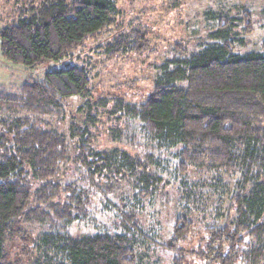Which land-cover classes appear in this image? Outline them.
<instances>
[{
    "label": "trees",
    "instance_id": "1",
    "mask_svg": "<svg viewBox=\"0 0 264 264\" xmlns=\"http://www.w3.org/2000/svg\"><path fill=\"white\" fill-rule=\"evenodd\" d=\"M115 14L113 0L44 1L0 29V54L29 69L61 60L109 27ZM233 20L210 31L208 42L197 51H181L158 65L152 93L142 102L112 100L114 115L137 121V130L133 129L150 148L142 159L117 147L100 151L89 146V125L96 120L92 112L107 106L110 100L105 98L87 100L85 123L82 127L71 123L68 134L44 129L37 121V116L53 113L69 97L88 99L84 69L48 71L42 80L28 79L12 92L0 86L4 111L0 116V264L5 240L18 218L33 216L43 226L58 213L64 215L63 226L40 233L33 244L50 263H134L133 226L124 218L115 233L69 235L64 227L77 215L59 212L52 204L61 192L54 179L74 162L90 180L126 175L138 185L139 194L148 195L162 181L151 170L159 164L154 155L159 156L155 152L161 149L176 150L177 170L206 163L236 176L224 219L202 222L201 246L193 251L197 258L206 264H264V52L232 48ZM137 46L116 39L105 45L104 52L124 54ZM34 181L38 185L33 188ZM108 186L102 182L100 188L105 191ZM66 191L71 192L68 198L74 209H82L80 193L88 188L78 194L76 189ZM31 202L37 205L32 208ZM46 207L57 215L46 212ZM177 219L166 244L174 253L172 264H181L176 244L194 227L186 216Z\"/></svg>",
    "mask_w": 264,
    "mask_h": 264
},
{
    "label": "rangeland",
    "instance_id": "2",
    "mask_svg": "<svg viewBox=\"0 0 264 264\" xmlns=\"http://www.w3.org/2000/svg\"><path fill=\"white\" fill-rule=\"evenodd\" d=\"M44 1L47 0H0V29L15 22L28 7H38ZM113 1L116 14L112 24L85 39L61 60L46 61L29 69L7 61L0 54V86L12 92L28 79L42 80L48 71L70 66L84 69L89 79L88 99L69 97L53 113L37 116V121L44 129L68 134L71 123L78 127L85 123L87 100L97 102L105 98L110 100L107 106L93 109L96 120L89 125V146L100 151L117 147L142 159L143 153L150 148L146 146L145 138L135 131L137 121L114 115L112 100L123 98L134 103L145 100L152 93L158 65L181 51H197L208 42L210 31L221 23H229L231 18L234 19L232 48L241 53L264 52V0ZM116 39H128L139 47L124 54L105 53V45ZM3 112V108L0 109V116ZM175 152V149L155 152L159 153V156L154 155L159 164L153 165L151 170L161 175L162 181L148 195L139 194L138 185L126 175L117 176L118 179L90 180L83 169L69 162L54 179L61 192L51 200L59 212L67 210L77 215L64 227L65 230L72 237L97 232L115 233L124 218L129 226H133L136 260L130 264H172L174 253L166 244L178 223L177 218L183 215L194 223V227L176 244L178 261L181 264H206L193 253L201 246L202 222L224 219L236 176L211 169L206 163L177 170L175 165L179 158ZM102 182L109 185L105 191L100 188ZM32 184L33 188L38 185L37 181ZM86 188L87 192L80 193L82 209H74L68 198L71 192L66 190L76 189L74 193L78 194L79 189ZM36 205L31 202L29 206L34 208ZM45 210L57 215L48 207ZM63 216L59 213L51 216L43 226L37 224V218L33 216L30 220L18 218L5 240L2 264H55L33 244L40 233L61 228Z\"/></svg>",
    "mask_w": 264,
    "mask_h": 264
}]
</instances>
